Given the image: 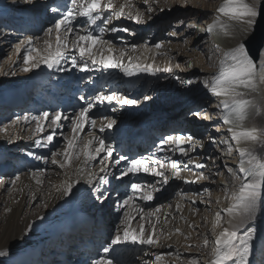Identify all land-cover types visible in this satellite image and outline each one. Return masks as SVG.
<instances>
[{
    "label": "bare ground",
    "instance_id": "obj_1",
    "mask_svg": "<svg viewBox=\"0 0 264 264\" xmlns=\"http://www.w3.org/2000/svg\"><path fill=\"white\" fill-rule=\"evenodd\" d=\"M30 1L0 0V52H4L9 42L16 38L12 45L14 52L9 55V58L13 57L9 71L4 64L0 66V252H6V255L0 256V264H94L101 257L110 259L112 264H145V262L157 264L156 255H163V261L160 264H180L182 260L185 264H189L192 258L183 259L179 247L184 244L185 230L189 228L191 218L198 212L196 208L197 185L186 183L185 180H194L193 173L198 174L202 171L211 182V192L218 189L217 182L220 180L227 183L226 191L229 194L232 193L230 190L232 185L234 184L233 187L236 190L239 184V181L233 180L227 170L220 172L218 180L214 178L219 166L214 167V164L219 159H216V153L212 152L213 141L218 143L222 140L221 145L216 147L224 153L226 159L231 158L228 148L234 151L232 161L238 164L239 150L253 151L264 161V145L260 141L264 136V84H258L257 92L249 93L244 97V99L252 100L255 105L252 114L244 124L245 128L257 131L259 140L255 143L244 141L237 143L231 140L228 132L230 126L223 124L221 111L216 110L222 98L212 95L204 84V81L216 72V64L221 52L237 46L242 40L247 41L252 33L241 34L239 25L228 33L217 30L210 33L207 31V27L216 19L218 15L216 9L223 3V0H148V3H145V0H131L133 6L130 9L125 7L124 16L115 18L111 12L103 14V18L109 19L108 24L103 23L102 19L95 25H89L85 18L77 17L72 21L71 26L74 32L70 34L69 39L75 38L77 33L83 35L91 31L93 35L110 41L114 54L118 55L123 51L125 65L128 64L129 56L139 57L140 63H150L154 68L169 67L170 72H156L152 75L133 70V75L126 76L119 68L104 69L99 65H93L87 58L81 60L77 51L69 44L65 58L60 65L48 68L45 64H41L25 73L21 71V68L24 66L23 52L28 45L25 44L19 56L16 57L17 46L28 39H31L32 46L40 50L47 47L46 41L53 44L52 40L47 38V30L54 26L50 23L53 21L52 17L58 15L60 19L67 9L52 11L50 14L51 7L58 6L60 1L71 4V0ZM260 1L247 0L249 4H255L258 11ZM112 2L118 10L122 4L126 3V0H112ZM48 7H50L49 11H47ZM149 7L153 9L152 12H148ZM129 12L132 16H135L137 12L141 13L142 21L137 23L129 18ZM41 19L45 26L43 37L38 41L34 33L36 31L33 32L34 27L32 26ZM221 19L226 20L227 18L221 17ZM189 21L197 24L202 30H206L205 33L200 32L198 27L185 25ZM100 28L105 29L102 34L99 31ZM112 28H126L128 31L112 32ZM173 32L177 35H171ZM30 34L31 37H29ZM52 35L55 41V33ZM156 43L162 44L159 50L154 48ZM134 45L136 46L135 51H133ZM105 54H107L106 51ZM73 57L77 62L75 67L71 63ZM85 62L88 68L81 71V66ZM133 62L137 61L133 60ZM256 63L259 73L260 65L264 63V52L261 53ZM188 80L192 83H183ZM64 92H68L71 97L62 99ZM77 92L81 94L74 102ZM113 92L127 99H134L137 103L120 104L115 100L111 103H99L95 100L98 94L111 95ZM145 96L148 99H145ZM204 96L208 100L215 99L216 105L205 102ZM160 99H162L161 102H159ZM27 101H29L27 107L29 106L31 112L46 111L50 116L60 112L70 117V119L62 120L60 122L62 126L55 129V132L68 128L72 123L71 117L77 114L82 107L92 103L93 107L89 115L96 121V127L91 128L87 125L81 137L87 139L89 133L92 132L112 146L113 153L109 161L111 166L107 173L100 171V158L88 164L82 163V158L73 160L72 166L66 169H61L59 166L52 167L51 160L49 161L45 156H50L54 147L46 143L44 132L34 133V121L25 122L22 119L24 116L31 117L27 111L20 112L26 108ZM158 102L161 106H165L163 112L160 110L162 109L160 105H156ZM186 112H190V117H186ZM183 114L185 116L181 118ZM210 116L211 124L215 123V120L219 124L214 126L215 131L213 128L209 129L211 131L204 137L201 132L206 126L202 125V122H209ZM17 117H21L18 122ZM163 117L164 122L160 123ZM179 117L181 123L176 122ZM196 117H199V121ZM110 120H114L115 123L111 128L106 127L101 132L100 127ZM50 123V119L44 122V131L47 130L49 135L53 132V128L49 127ZM155 125L157 127H154ZM70 132L66 133L69 138H71ZM142 134L150 137V141L147 142L140 137ZM159 135H162L159 142L155 146L151 145L154 143L152 140ZM178 135L193 137L192 142L181 145L185 149H193L188 157L181 156L171 143H164L165 150H160L162 141L169 136ZM62 137L64 138V135ZM37 140L41 141L39 146L36 144ZM142 142L143 144L147 142L148 146L144 148ZM42 143L47 145L46 149L41 148ZM7 148L9 150L6 153ZM212 154L215 158H208ZM103 155L101 154V157ZM120 156L127 159L148 158L150 162L180 160L183 169L181 175L184 179L171 178V172L168 169L164 170L170 177L168 184L161 183L162 178L160 177L145 173L120 177V171L126 167V161L115 164V160H118ZM189 158L205 164L206 167L198 169L195 164H188L186 169L183 168ZM228 162L227 160V164ZM77 166L85 169L83 174H76ZM12 167L19 176L16 184L12 183L14 179H9ZM235 171L238 172V165L235 166ZM89 172L95 173V179L91 184L88 183ZM29 173L32 174L31 177ZM34 174L42 183H36ZM102 175H107L109 183L99 185V177ZM66 180L74 182L73 189L67 196L63 195V189L58 191L54 187ZM132 182L155 186L159 189L153 192L151 201H144L137 197L133 202L134 207L139 206L144 210V214L157 208L160 209V212L150 218L157 223L159 245L149 246L131 242L111 245L112 238L122 232L124 227L123 223H118L110 241L99 249L98 257L86 261V248L88 245L91 247L97 245L101 236L100 231L105 229L106 225L109 228L113 215L121 214V218L124 219L126 212H130L136 217L132 227L135 228L140 223L141 213L127 206L120 207L124 199L131 195L130 184ZM145 190H151V188L147 187ZM210 198L212 199L211 206L216 205L214 196ZM94 203L106 209L105 215L106 213L107 216L110 215L105 223L103 219L102 223L85 221L79 226H74L76 221H82V216L89 204ZM105 203L107 207L103 208ZM177 204L180 205L179 209ZM230 204H227L225 209ZM111 205L114 207L113 210L108 209ZM157 216L159 217L158 222L156 221ZM88 217L95 219L91 215ZM228 219L227 214L222 213L219 231L230 227L227 223ZM197 224L202 229L201 233L193 237L192 233L187 231L190 240L186 244H193L195 240L203 243L205 238L215 240L214 236L208 234L207 223L203 218H199ZM146 227H148L147 223ZM248 227L256 229L253 252L249 258L251 264H254L255 255H264V195L258 201L254 218L244 228L239 229L240 234H243ZM176 228L181 230L180 233H175ZM84 245L87 247L85 248ZM104 247H110L109 253L103 252ZM203 247L206 248V246ZM192 252L199 255L208 254L200 248ZM72 254L74 255L69 261L68 256ZM209 255L212 257V252ZM207 264H210V261Z\"/></svg>",
    "mask_w": 264,
    "mask_h": 264
},
{
    "label": "snow or ice",
    "instance_id": "obj_2",
    "mask_svg": "<svg viewBox=\"0 0 264 264\" xmlns=\"http://www.w3.org/2000/svg\"><path fill=\"white\" fill-rule=\"evenodd\" d=\"M148 3V0H145ZM133 5L131 0H126L125 4H122L117 10L112 0H71V4L67 7V11L64 12L60 19L55 21L52 28L47 30L49 35L55 33V43H49L46 41L47 47L40 50L32 46L31 39L22 41L17 46L16 54L19 56L21 49L24 48L25 44L28 48L23 52V67L21 71L27 73L32 69L39 67L41 64H45L48 68L60 65L61 61L64 60L66 50L71 44L72 49H75L81 58V60H90L93 65H99L104 69L119 68L124 72L126 76L134 74L133 70L140 72H146L154 75L156 72H170L171 68H154L150 63H140L139 57L133 58L128 57V64H124L123 51L119 52L118 55L114 54V49L110 41H105L101 36L93 35L91 31L86 34H76L75 38L69 39L70 34L74 32L72 21L77 17L85 18L89 25H95L97 21L103 19V23L108 24L109 19L103 18V14L111 12L115 18H120L125 15V7L129 9ZM261 9H264V0H261ZM56 11V9H53ZM151 7L148 8V12H152ZM218 13L216 19L207 27L208 32L217 30L219 32L228 33L236 25L240 26L241 34L254 33L255 27L258 23V17L261 15V11H258L255 4H249L247 0H223V3L216 9ZM129 18L134 19L137 23H140L143 19L141 13L137 12L135 16H132L131 12L128 13ZM221 17L227 18L222 20ZM102 34L105 29L100 28ZM112 32L128 31V29H117L112 28ZM171 35H177L176 32ZM106 46V48H105ZM146 47V46H145ZM162 47L161 43H156L154 48L159 50ZM136 46H133L135 51ZM105 51L107 54H105ZM264 52V47H260L257 50V54L254 56L247 46V41L242 40L237 46H234L226 51H222L218 63L216 64V72L204 81L207 90L214 96L222 98L219 101L222 122L225 125H229L228 132L232 141L237 143L244 142H258V134L255 129H247L244 127L246 120L252 114L255 107L252 100L244 99L245 95L249 93L257 92L258 84H264V63L260 65V71L257 72L256 60L259 53ZM211 59V57H209ZM133 60L137 62H133ZM73 67L76 66V58L73 57L71 61ZM191 67V65H189ZM88 68L87 62L81 66V71ZM183 83L190 84L192 81H183ZM145 99H148L145 96ZM95 100L99 103L108 102L111 103L113 100L120 104H136L137 101L134 99H127L124 96L118 95L113 92L111 95L98 94ZM93 107L92 103H88L86 107H82L77 114L71 117V138L67 139L66 145L61 152H54L51 163L58 165L61 169L70 168L73 160H81L82 163L88 164L91 161H96L98 158L101 165L100 171L107 173L108 168L111 166L109 163L112 158L113 148L111 145L105 143V140L96 137L94 133H89V138L82 139L81 133L85 130L87 125L91 128L96 127V121L89 115ZM198 115V114H197ZM21 117H17V122ZM25 122L29 120L35 122L34 133L44 132V122L50 119L51 123L49 127L53 128V132L46 136V143H51L55 135V129L60 128L61 121L70 119L68 116H64L62 113L57 112L55 115L50 116L48 112H42L39 116H24L22 118ZM115 123L114 120H110L107 124L100 127V131L103 132L105 128H111ZM193 141L192 136H169L165 141H162L160 150L163 148L164 143H171L175 146L176 150L179 151L181 156L188 157L189 152L193 149H185L181 145L184 143H190ZM215 142V141H213ZM40 140L36 141L39 146ZM264 143V142H261ZM172 151V149H168ZM101 154H104L101 157ZM239 164L238 172H233L235 180L239 181V184L234 192L229 197L232 203L226 209L222 211L227 214L229 219L227 223L230 227L224 228L215 236L214 247L212 251V259L210 264H251L250 255L253 252V240L256 229L248 227L240 234L239 229L244 228L250 220H252L257 211L258 201L261 200L264 195V161H262L258 155L254 154L253 151L239 150ZM121 161H126V167L120 171V177L127 176L128 174L138 175L140 173L149 174L155 177H160L161 183L168 184L169 175L164 171L165 169L170 170L171 178L184 179L181 175V161L177 159H168L167 161L154 160L151 161L148 158L140 159H127L124 156H120L118 160H115V164H119ZM188 164H195L198 169L206 167L205 164L196 161L193 158H189L187 164L183 165V168H187ZM84 168L77 166L76 174H83ZM189 171H191L189 169ZM230 171H232L230 169ZM195 176L194 180H185L186 183H195L198 180L206 179L204 174L193 173ZM118 177V178H120ZM36 183H42L36 174H34ZM95 179V173H88V183H92ZM19 180L17 176L12 183L16 184ZM109 183L107 175L99 177V185ZM74 182L66 180L58 186H54L57 190L63 189V195L67 196L73 189ZM150 187L151 190H145ZM98 190V188H97ZM159 191L155 186H145L139 182H132L130 184L131 195H128L124 199L120 207H130L137 213H141L139 216L140 223L137 227H132L133 221L136 219L130 212H126L125 217L122 221L124 227L122 232H119L111 240V245H118L125 242H131L133 244L158 246L160 243L157 235V223H154L150 218L156 213L160 212V209L149 211L144 214V210L139 206L134 207V199L139 198L144 201H151L153 199V192ZM204 201H201L203 203ZM195 203V201H193ZM180 205L177 204L179 209ZM216 224L220 223L221 211L216 214ZM183 219V217H181ZM156 221H159V217H156ZM146 223L148 227H146ZM189 227H193L189 225ZM175 233H180V229L176 228ZM186 239L188 237H185ZM209 241L207 238L204 239L202 246H207ZM192 247V245H189ZM110 247H104L103 252L109 253ZM6 255V252H0V256ZM170 255V253L168 254ZM155 261L157 264L163 261V255H156ZM94 264H112L110 259L101 257L96 260ZM148 264V262H145ZM189 264H197L196 259L189 261Z\"/></svg>",
    "mask_w": 264,
    "mask_h": 264
},
{
    "label": "rangeland",
    "instance_id": "obj_3",
    "mask_svg": "<svg viewBox=\"0 0 264 264\" xmlns=\"http://www.w3.org/2000/svg\"><path fill=\"white\" fill-rule=\"evenodd\" d=\"M30 1V0H29ZM260 3H261V1H260ZM30 4H31V1H30ZM29 4V5H30ZM28 5V6H29ZM58 6H56V7H54V6H52L51 7V11H50V14H52V9H56V11L57 10H60V9H67V7H68V2H66V3H62L61 1L60 2H58V4H57ZM67 5V6H66ZM62 6V7H61ZM259 6H260V4H259ZM49 9H50V7H48V10L47 11H49ZM54 18V19H53ZM43 19V18H42ZM41 19V21H39V20H37V22L32 26V27H34V28H32V30H33V32L34 31H36V32H34L35 33V37L37 38V40L39 41L42 37H43V33H44V31H43V29H44V24H43V20ZM58 19V15H55V16H53L52 17V22H50L52 25H54L55 24V21ZM185 25H187L188 27H198V30L200 31V32H202V33H205V31L206 30H202L197 24H194L193 22H191V21H189L188 23H186ZM186 26V27H187ZM33 33V34H34ZM210 33V32H209ZM42 35V36H41ZM29 36V35H28ZM27 36V37H28ZM29 37H31V34H30V36ZM52 37V38H51ZM250 37V36H249ZM50 41L52 40V42H53V44L55 43V41L53 40V38H54V35H49L48 34V37H47ZM15 40H16V38H14L12 41H10L9 42V44H8V46H6V49H5V51L4 52H0V66L2 65V64H4V66L8 69V71H9V66L13 63V60H12V56H11V58H9V55H10V53H12V52H14V49H13V44L15 43ZM262 53V52H261ZM261 53L259 54V57H260V55H261ZM14 54V53H13ZM16 57H17V55H16ZM258 57V58H259ZM14 58H15V56H14ZM6 75H8V74H6ZM3 94V93H2ZM63 94V96H62V99H64V97H66V98H70L71 97V95L70 94H68V93H66V92H64V93H62ZM80 94H81V92H77L76 94H75V96H74V102H76V98L78 97V96H80ZM29 98L31 99V95L29 96ZM198 99H199V97H198ZM161 100L162 99H160V101L159 102H161ZM204 100H205V102H208V103H210V105H216V100L215 99H213V100H208V99H206L205 98V96H204ZM31 101V100H30ZM166 100H164V98H163V102H165ZM159 102H158V104H156V105H160V108H162V109H160L162 112L164 111V109H165V106L164 105H162L161 106V104H159ZM27 104H29V101H27V103H26V108L24 109V110H21L20 112L21 113H24V112H26L27 111V114L29 115V116H39L41 113H39V112H35V111H30L29 110V106L27 107ZM220 106H218V108H216V110H220L221 111V108H219ZM42 110L44 111L45 109H44V107L42 108ZM12 111V110H11ZM24 111V112H23ZM56 111V110H55ZM35 112V113H34ZM46 112V111H45ZM193 112H198V111H196V110H193ZM190 112H186L185 114H186V117L187 116H189L190 114H189ZM199 113V112H198ZM200 114V113H199ZM205 114V113H204ZM195 115H196V113H195ZM206 115V114H205ZM185 115L183 114L182 116H181V118L182 117H184ZM209 122H206V123H203L202 122V125H204V126H206V127H201L204 131L203 132H201V135H203L204 137H206V135L207 134H209V132L211 131V130H209V129H211V128H213V130L215 131V128H214V126L215 125H218L219 124V122H216L217 120H215V123H210V121H211V116L209 117ZM178 121V123H181V119H180V117L176 120V122ZM160 123H162V122H164V117L162 118V120H160L159 121ZM194 123V122H193ZM33 124H35V122H33ZM70 126H71V124H69V126H68V128H65V129H62L61 130V132H55V135H54V138H53V141L51 142V143H47V144H50L49 146H53L54 147V149H53V153L54 152H61L63 149H64V147H65V145H66V142H67V139L69 138V135L68 134H66V133H68V132H70ZM154 127H157V125H155ZM201 129V130H202ZM72 132V131H71ZM71 132H70V135L72 136V134H71ZM213 133V132H212ZM215 133V132H214ZM44 137H46L47 135H49V133L47 132V130H45L44 131ZM65 134H66V136H65ZM60 135V136H59ZM64 135V138L62 137ZM161 136L162 135H159V136H156L155 137V139L154 140H152V142H154V143H151V145H156L158 142H159V140H160V138H161ZM140 137H143V139L144 140H147V142H149L150 140H149V138L150 137H148V136H146V135H144V134H142ZM159 137V138H158ZM144 140H143V142H144ZM226 140V139H225ZM219 141V140H218ZM261 142H264V136L261 138V140H260ZM56 142V143H55ZM143 142H142V146L144 147V148H146V146H148V145H146V143H144L143 144ZM221 143H222V140H220L218 143H216V142H214L213 144H211V146H212V152H214V153H216V159H219V161L218 162H216L215 164H214V167L215 166H218V168H217V170L215 171V175H214V178L215 179H217L218 180V178H219V176H220V172H222L223 170H227L228 171V173L231 175V177L233 178V180H234V177H233V172H237V171H235V166H237L238 165V163H236V162H234V161H232L233 160V158H234V156H233V154L235 153L234 151H230V149L228 148V152H231L230 154H229V156H231V158H229V159H226V157L224 156V153L222 152V151H220V150H218L217 149V145H221ZM45 143H42L41 144V148L42 149H46V146L47 145H44ZM262 145H264V143H261ZM193 145H195V144H193ZM44 146V147H43ZM196 146V145H195ZM197 147V146H196ZM49 149V148H48ZM198 149V148H197ZM211 149V148H210ZM8 148H7V150H6V153L8 152ZM53 153H51L50 154V156L48 155H46L45 157H46V159H49V161L50 160H52V159H50V158H53ZM239 153V152H238ZM238 153H236V154H238ZM208 158H211V159H214L215 158V156H213V154L212 155H209V157ZM227 160L229 161L228 162V164H227ZM234 163V164H230V163ZM52 165V167L53 166H55V167H57L58 165H53V164H51ZM10 166H12V164L10 163ZM230 169L232 170V171H230ZM202 172V171H201ZM30 174V177L32 176V174L31 173H29ZM18 175L15 173V168L14 167H12V172L10 173V176H9V179H15L16 177H17ZM204 176L206 177V179H201V180H198L197 182H195L196 183V185H197V191H196V197H197V206H196V208L198 209L197 211L198 212H196V214L191 218V220H190V225H192L193 227H189L187 230H185L186 232H185V236L184 237H188L187 239L186 238H184V244L183 245H181L180 247H179V251H180V253H182V258L184 259L185 257H191L192 259L194 258V259H196L197 260V264H207L208 263V261H210L211 259H212V257H210V255H209V253L210 252H212L213 251V247H214V241H212V240H208L209 241V244L206 246V248H204L202 245H203V243L201 242V243H198V241L199 240H195L194 242H193V244H186L190 239H189V234L187 235V231H190V233H192V235L191 236H193V237H195L196 235L198 236L200 233H201V231H202V229H200V227H199V224H197V221H198V219L199 218H203L205 221H206V223H207V232H208V234L211 236H214L213 238H215V236H216V234L217 233H219L220 231H219V226H220V223H221V220H220V223L219 224H216V226L214 227V224H215V221H216V213L218 212V211H221V213H224L222 210L223 209H225V207H226V205L227 204H229V203H232V201L230 200V196H231V194H229L227 191H226V189H227V183L226 182H224V181H218L217 183H218V189L216 190V191H213V192H211V187H212V185H211V182L209 181V179L207 178V175L206 174H204ZM114 179V178H113ZM122 180V179H121ZM234 186V184L232 185V189H230L232 192H234L235 190V187H233ZM213 197L214 196V198H215V200H216V205H214V206H211V202H212V199L210 198V197ZM106 199H108V197L106 198ZM201 201H204L203 203H201ZM215 202V201H214ZM220 202V203H219ZM211 206V207H210ZM105 207H107V203H105L104 204V206H103V208H105ZM111 208H112V210L114 209V207H113V205H111L110 207H108V209L109 210H111ZM104 209H102V207H100V206H98V204L97 203H94L93 205L92 204H89V206H88V209L86 210V212L84 213V215L82 216L83 217V219H82V221H76L75 223H74V226H79V225H81V224H83L85 221H94L95 223H102V221H103V219H104V223H105V220H106V218H108V217H110V215H108L107 216V213H106V215H105V212H106V209L103 211ZM89 214L91 215V217H95V219H92V218H89L88 216H89ZM121 214H119L118 216L116 215V216H112V221H111V223H110V226H109V228L107 227V225L105 226V229L103 228L101 231H100V237H99V240L97 241V245L96 246H94V247H91V245L89 246L88 245V247L86 246V245H84V247L86 248V251H87V253L85 254L86 256H85V259H86V261H88V260H90V259H92V258H95V257H98V251H99V249L101 248V247H103V246H105L109 241H110V239H111V237L113 236V233H114V231L116 230V228H117V224L118 223H122V219H123V217L121 218ZM121 221V222H120ZM206 226V225H205ZM106 231H107V233H106ZM103 236V237H102ZM106 237V238H105ZM196 244V246H194ZM189 245H192V247H189ZM201 249L202 251L204 250L205 252H207L208 254H204V253H201L202 255H199V254H193V252H192V250L193 251H198V249ZM191 252V253H190ZM63 254V253H62ZM61 255V254H60ZM64 256H65V254H63ZM73 255L74 254H72V255H70V256H68L69 258V261H70V259L73 257ZM203 255H205V256H203ZM256 256V255H255ZM254 256V264H264V255L263 256H260V255H257L256 257ZM259 256V257H258ZM262 258V259H261ZM64 260V259H63ZM262 260V261H261ZM84 263H86L85 262V260H84ZM180 264H185L184 263V260H182L181 262H180Z\"/></svg>",
    "mask_w": 264,
    "mask_h": 264
},
{
    "label": "water",
    "instance_id": "obj_4",
    "mask_svg": "<svg viewBox=\"0 0 264 264\" xmlns=\"http://www.w3.org/2000/svg\"><path fill=\"white\" fill-rule=\"evenodd\" d=\"M259 11H261V15L258 17V23L255 27V31L247 40V46L254 56L257 54L258 48L264 46V9H261V3Z\"/></svg>",
    "mask_w": 264,
    "mask_h": 264
}]
</instances>
